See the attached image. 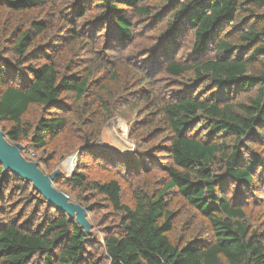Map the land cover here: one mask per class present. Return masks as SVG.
I'll return each mask as SVG.
<instances>
[{"label":"trees","instance_id":"16d2710c","mask_svg":"<svg viewBox=\"0 0 264 264\" xmlns=\"http://www.w3.org/2000/svg\"><path fill=\"white\" fill-rule=\"evenodd\" d=\"M74 1L63 17L61 40L88 47L103 35L108 50L117 52L116 45L137 48L138 28L156 35L132 56L138 61L121 81L114 63L97 59L82 68L70 64L63 73L50 55L53 44L37 42L54 26L45 14L46 0H0V130L9 144L25 141L28 152L38 154L72 130L75 114L83 142L78 155L120 164L94 146L101 128L96 116L111 117L101 95L112 91L104 85L90 95V89L110 74L115 96L128 98L127 104L132 100L137 110L131 138L154 144L169 162L163 166L165 183L155 190L158 183L147 181L153 165L144 162H151L152 152H142L133 164L146 182L133 191L131 205L123 202L114 178L89 180L77 173L55 180V186L65 181L61 191L86 212L72 190L100 196L118 216L97 254L83 227L49 206L31 183L3 175L0 165V264H264V229H252L245 209V193L264 172L256 149L264 147V0ZM90 10L94 20L78 28L76 21ZM189 33L192 54L176 58L178 40ZM96 73L102 75L93 79ZM242 94L245 99L237 101ZM231 184L237 193L230 199ZM169 190L208 221L209 240L182 246L169 240L172 216L164 200Z\"/></svg>","mask_w":264,"mask_h":264},{"label":"rangeland","instance_id":"374dc122","mask_svg":"<svg viewBox=\"0 0 264 264\" xmlns=\"http://www.w3.org/2000/svg\"><path fill=\"white\" fill-rule=\"evenodd\" d=\"M71 0H46L45 14L49 20H53L54 26L50 29L43 38H40L37 42L40 45H45L48 42L53 44V52L50 55L55 59V62L61 72H68L70 64L78 67H86L93 63L94 59L101 61L102 63H114L116 67L122 71L120 72V81L125 75L127 68L135 65L133 60L135 56L142 53L145 46L148 45L152 38L155 37L156 31L151 32L149 28H138L136 45L137 48L130 47L128 49H122L116 45L115 49L117 52H110L109 45L107 44L104 36H95L90 41L94 43L88 47H83L80 44H73L69 40H61L57 36L60 34V30L64 26L63 17L70 15V3ZM72 2H75L72 0ZM87 9L90 8L89 4L85 5ZM93 7V6H92ZM91 7V8H92ZM54 8L56 10H54ZM94 11L90 10L84 18L76 21L78 28L84 26L93 19ZM70 17V16H69ZM191 33L178 40L175 48L176 58L181 56L188 58L191 52ZM96 43V44H95ZM51 44V45H52ZM57 45V46H56ZM48 50V49H47ZM115 58H112V56ZM101 73H96L93 79L101 77ZM119 81V83H120ZM167 81V84L169 80ZM185 82L184 80H180ZM106 86L107 89H111L112 96L101 95L104 98L105 103L108 105L109 113L105 115H111L110 118H104L102 115H97L99 112L93 114V117L99 119L100 122V133L98 139L94 141V146H97V151L104 153L110 158H115L120 164L111 166L105 160H98L95 156H90L86 153L76 155L73 159V168L68 171L65 167L66 161L73 157L78 150V147L83 144L78 136V123L75 114H72L71 127L72 130L67 134L61 136L55 143V146L49 147L45 152L33 154L34 161L28 156V144L23 141L20 145L22 151H26L27 157H21L27 161L39 162V169L46 175H50L53 172H59L60 175L66 180H70L71 176L77 173H84L89 180L103 181L108 178H114L119 181L122 187V200L125 204H132V193L135 189H138L146 182V174L142 171L135 169L134 163L139 161L141 158L140 154L143 152H152L154 155L151 156V162L147 160L146 164L152 163L153 171L152 177L147 181L157 182L155 190H159L160 187L165 183L163 166L169 164L167 160H164L163 154H158L152 149L154 144L146 145L143 142H137L135 138H131L130 125L138 120L136 109L134 108L133 101L130 100L127 104L125 100L120 101L115 96V83L110 80V74L101 78L99 81H95L90 89V95L94 92L100 93L101 87ZM247 95V94H246ZM112 97V98H111ZM244 94L237 96V101H243ZM126 104H123L125 103ZM70 104V102H69ZM71 108H75L76 105H71ZM90 109V108H89ZM83 111V117L87 116L90 111ZM96 110V106L92 109ZM78 114L81 109L77 108ZM34 113H30L26 117L27 122H32ZM139 134V133H138ZM137 135V134H136ZM8 143V142H7ZM9 144V143H8ZM76 147V148H74ZM257 152L264 158V147L257 146ZM37 160V161H35ZM147 165V168H149ZM254 179L256 180L254 186L248 189L245 193L246 197L249 198L245 205L247 213L248 224L253 230L262 231L264 229V172H258ZM161 184V185H159ZM65 187V181L58 186L54 185V188L61 191ZM237 186L231 184L229 186L227 197H235L237 193ZM63 192V191H62ZM72 195L80 198V202L89 208L86 212V220L90 224V230L88 236L93 240V246L91 253L101 254L104 248V237L107 234L113 232L114 227L118 223V216L111 210L110 206L104 202L100 196L92 194L90 192L72 190ZM71 202L75 203L73 197L69 198ZM166 201V210L171 213L172 216V231L169 234V240L174 245L182 246L189 240H209L211 237V230L208 221L199 215L195 210L191 209L180 195L175 190H169L164 195ZM79 204V203H75ZM84 208V207H83ZM85 209V208H84Z\"/></svg>","mask_w":264,"mask_h":264},{"label":"water","instance_id":"95a60500","mask_svg":"<svg viewBox=\"0 0 264 264\" xmlns=\"http://www.w3.org/2000/svg\"><path fill=\"white\" fill-rule=\"evenodd\" d=\"M22 148L18 144H8L5 134L0 130V165L2 174L12 173L26 183H31L33 188L41 195L43 200L56 208L57 211L75 220L78 225L89 233L90 224L86 220V210L80 205L70 201L62 191L54 188V182L60 177L59 172L50 175L44 174L37 162L27 161L21 157ZM78 154L77 153L73 156Z\"/></svg>","mask_w":264,"mask_h":264},{"label":"bare ground","instance_id":"6f19581e","mask_svg":"<svg viewBox=\"0 0 264 264\" xmlns=\"http://www.w3.org/2000/svg\"><path fill=\"white\" fill-rule=\"evenodd\" d=\"M73 159H74V157H71V158H69L67 161H66V163H65V167H66V169L68 170V171H70V170H72V168H73Z\"/></svg>","mask_w":264,"mask_h":264},{"label":"built area","instance_id":"2783aa9c","mask_svg":"<svg viewBox=\"0 0 264 264\" xmlns=\"http://www.w3.org/2000/svg\"><path fill=\"white\" fill-rule=\"evenodd\" d=\"M30 158H32L33 157V153H29V155H28Z\"/></svg>","mask_w":264,"mask_h":264}]
</instances>
